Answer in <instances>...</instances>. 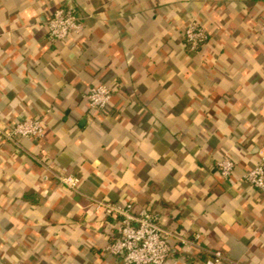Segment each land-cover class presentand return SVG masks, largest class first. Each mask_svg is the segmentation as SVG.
I'll return each instance as SVG.
<instances>
[{"label": "crops", "instance_id": "0c3cea01", "mask_svg": "<svg viewBox=\"0 0 264 264\" xmlns=\"http://www.w3.org/2000/svg\"><path fill=\"white\" fill-rule=\"evenodd\" d=\"M59 7L81 33L49 37ZM193 21L210 34L198 51ZM263 21L264 0H0V126L47 128L21 147L0 137V264H125L106 249L119 218L94 200L157 214L167 264L215 250L221 264H264V193L243 178L264 152ZM99 84L114 90L103 112L85 98Z\"/></svg>", "mask_w": 264, "mask_h": 264}, {"label": "built area", "instance_id": "2783aa9c", "mask_svg": "<svg viewBox=\"0 0 264 264\" xmlns=\"http://www.w3.org/2000/svg\"><path fill=\"white\" fill-rule=\"evenodd\" d=\"M48 34L53 40H67L74 33L83 31V22L75 9L59 7L47 21ZM264 31V21L261 24ZM185 40L193 51H198L210 39L207 28L196 22H190L184 30ZM114 90L107 84L91 87L85 94L89 106L98 112L105 111L111 104ZM47 132L45 122L41 118H21L9 125L0 126V137L21 147L22 138H43ZM259 163L248 169L243 178L252 186L264 193V152ZM236 163L231 156H224L217 162L220 174L230 178ZM47 171L70 190L79 191L81 179L72 174H61L45 166ZM97 208H102L107 216L119 218L118 234L107 245V251L119 257L125 264H167L173 255L166 231L159 222L157 214L143 208L135 211L134 203L125 204L94 200ZM198 237L183 238L181 241L188 247H200ZM227 257L221 250L212 251L205 264H221Z\"/></svg>", "mask_w": 264, "mask_h": 264}]
</instances>
